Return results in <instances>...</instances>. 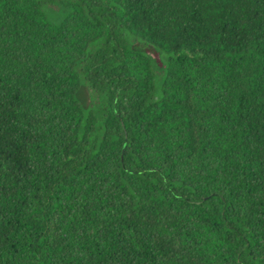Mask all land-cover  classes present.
<instances>
[{
	"label": "trees",
	"instance_id": "obj_1",
	"mask_svg": "<svg viewBox=\"0 0 264 264\" xmlns=\"http://www.w3.org/2000/svg\"><path fill=\"white\" fill-rule=\"evenodd\" d=\"M0 264H264V0H0Z\"/></svg>",
	"mask_w": 264,
	"mask_h": 264
}]
</instances>
